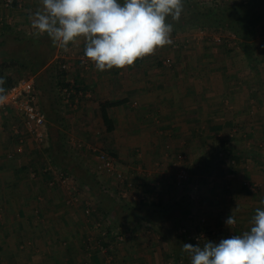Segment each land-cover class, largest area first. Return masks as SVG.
I'll list each match as a JSON object with an SVG mask.
<instances>
[{
    "label": "crops",
    "instance_id": "obj_1",
    "mask_svg": "<svg viewBox=\"0 0 264 264\" xmlns=\"http://www.w3.org/2000/svg\"><path fill=\"white\" fill-rule=\"evenodd\" d=\"M5 1L0 0V64L18 54L7 51L10 41L42 35L30 21L41 0ZM262 42L259 55L253 46L240 48L252 65L229 58L218 70L168 65L158 48V63L146 56L101 72L91 61L82 63V38L67 52L57 47L31 76L46 114L47 141L37 142L13 110L0 117V264H191L181 250L189 242L181 229L199 228L201 216L220 236L250 230L256 209L264 208V189L244 185L264 183ZM58 60L68 63L63 77ZM69 78L85 92L75 104L65 101L60 85ZM111 102L118 103L108 107L114 122L108 131L101 104ZM91 145L109 151L128 170V187L96 168ZM206 160L216 163L202 172ZM49 166L76 178L78 201L64 186L50 184L44 172ZM179 168L188 172L181 184ZM194 185L200 188L197 198L190 195ZM123 188L136 199L122 198ZM89 206L95 209L90 216ZM231 212L236 224L229 228Z\"/></svg>",
    "mask_w": 264,
    "mask_h": 264
},
{
    "label": "clouds",
    "instance_id": "obj_2",
    "mask_svg": "<svg viewBox=\"0 0 264 264\" xmlns=\"http://www.w3.org/2000/svg\"><path fill=\"white\" fill-rule=\"evenodd\" d=\"M42 8L30 17L37 34H47L65 52L82 38L85 57L98 71L123 69L137 59L172 43L173 25L184 10L183 0H41ZM0 78V104L5 102ZM264 205V199L260 201ZM236 224L235 215L225 220ZM250 230L218 243H182L191 264H264V208H257Z\"/></svg>",
    "mask_w": 264,
    "mask_h": 264
},
{
    "label": "built area",
    "instance_id": "obj_3",
    "mask_svg": "<svg viewBox=\"0 0 264 264\" xmlns=\"http://www.w3.org/2000/svg\"><path fill=\"white\" fill-rule=\"evenodd\" d=\"M12 0H6V5H10ZM80 59L83 64L90 65V61L85 57L84 54L80 55ZM63 68H67V64L62 65ZM67 85L63 87L64 99L69 104L78 103L85 92L78 88L76 80L69 78L67 80ZM6 99L3 104H0V117L6 110H13L19 117L25 122V127L28 133L35 138L37 142L44 143L48 139V133L46 129V114L43 109L39 106L37 95L35 93V81L32 77L23 76L17 79L12 85L8 88H5L3 93ZM24 139H20V143H23ZM96 151V168L99 171L106 172L111 176L115 177L118 181L122 182L123 185L127 184L126 179L128 174L124 172L118 166L117 160L108 152L103 150ZM19 150H22V147H19ZM232 164H235V161H231ZM44 172L50 174V184L54 185L56 183L64 186L69 193L74 195V200H79L78 193L80 192L79 184L76 178L65 171L55 168V167H46ZM188 176V172L185 168H179L176 171V182L181 184L185 181ZM244 185L247 186L250 190L258 192L264 188V183H255L252 181H245ZM129 184H127V187ZM199 191V186L194 185L191 189L190 195L193 198H197ZM119 195L125 199H136V194H130L128 189L123 188L120 190ZM94 208L89 206L86 208V213L88 216L92 215ZM196 225V224H195ZM189 242L193 244L195 242L213 240L219 242L221 239L229 238L232 236L231 233H225L224 236L218 235V232L215 229H211L208 226V218L206 216H201L199 220V228H189L187 226L181 229ZM104 251H107L106 247H103Z\"/></svg>",
    "mask_w": 264,
    "mask_h": 264
},
{
    "label": "trees",
    "instance_id": "obj_4",
    "mask_svg": "<svg viewBox=\"0 0 264 264\" xmlns=\"http://www.w3.org/2000/svg\"><path fill=\"white\" fill-rule=\"evenodd\" d=\"M119 2L123 3V0H119ZM183 4L184 7H187H185V11L183 10L184 14L181 15L178 22L170 18L166 20L167 23L173 25L174 34L185 25L216 29L235 34L246 49L252 45V38L255 36L259 24L264 19V0H211L208 3L201 0H183ZM28 42L33 44L32 47L36 50L41 44L45 48L43 47L44 49L39 53L28 52L26 56V51H22L21 56L18 53L14 54V57L5 59L0 64V78L4 80V89L19 79L14 75L16 71H21L29 76L37 75L40 69L54 57L58 47L52 43L51 38L46 33L37 38L32 37ZM64 73V69L59 72L62 75L61 77L65 75ZM51 76L53 80L56 77L54 73ZM67 83L60 82V85L64 87ZM117 103L101 104L102 117L108 131L114 129V122L109 115L108 107ZM226 156L231 157V159L238 158L237 155L231 153H227ZM204 162L205 166L201 169L202 172H207L208 167H212L216 163L211 162L209 165L207 160ZM66 173L69 174L68 171ZM103 246L107 248L106 244Z\"/></svg>",
    "mask_w": 264,
    "mask_h": 264
},
{
    "label": "rangeland",
    "instance_id": "obj_5",
    "mask_svg": "<svg viewBox=\"0 0 264 264\" xmlns=\"http://www.w3.org/2000/svg\"><path fill=\"white\" fill-rule=\"evenodd\" d=\"M193 1H197V0H193ZM201 1L205 3L211 2V0H201ZM185 7H184V11H185ZM182 14H184V12H182ZM168 18L171 19V17H168ZM263 21L264 19L262 20V23L259 24L260 26H258L257 31H256L255 37H257L258 39H256V41H253L252 45L248 47L250 50H252V46H253L254 47L253 50L255 51L254 54L256 55L261 54L260 50L263 46V42H262L264 41V22ZM173 31L171 33L172 43L170 45H165L162 48V52L168 56V58L166 59L168 65L169 64L176 65V64L183 63L187 66L189 65H192V67L196 66V68L197 67L206 68V67L214 66L218 70L219 67H222L225 65V63H227L226 60L229 58L234 60L237 64L243 63V66H250V64L251 65L253 64V63L249 64V61L247 60V58L244 57L243 51L240 50V48H242L243 45L242 43H240V41L235 43L236 37L233 34H230L224 31H218L216 29L198 27L195 25H185L183 28L179 29L176 34H174ZM32 46L33 44H30L28 41H26L25 43H22V42H19L18 40H14V41L12 40L7 45V51L10 52L12 50H15L17 53H21L22 51H26L30 53H34V52L39 53V51L33 48ZM43 47L45 48V46L41 44L40 48L38 49H41L42 51ZM227 53L229 54L231 53V54L228 55V57L226 58ZM157 54H158L157 52H154L153 58H151L150 55L147 56L146 58H148L147 60H150V62H153L154 64L158 63L157 60L159 56H157ZM252 58L256 60L257 57L252 56ZM64 64H67L68 66V63H64ZM58 65L62 67L63 62L58 60L57 66ZM14 75L18 78L23 77V76L31 77L28 74H24L21 71H16ZM218 76H221V75H218ZM219 80H221L220 77H219ZM93 147L94 146L91 145L88 148L92 150ZM104 150L107 151L106 149ZM119 168H122V167L119 166ZM122 170L126 173L128 172V170L126 169H122ZM126 189L130 191L129 188H126ZM169 259L171 258L169 257L168 260Z\"/></svg>",
    "mask_w": 264,
    "mask_h": 264
}]
</instances>
